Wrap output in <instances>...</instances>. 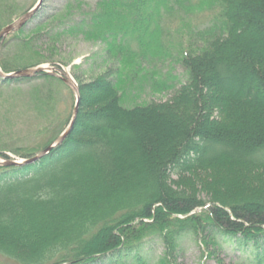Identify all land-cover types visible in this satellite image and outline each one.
I'll return each mask as SVG.
<instances>
[{"label": "trees", "instance_id": "trees-1", "mask_svg": "<svg viewBox=\"0 0 264 264\" xmlns=\"http://www.w3.org/2000/svg\"><path fill=\"white\" fill-rule=\"evenodd\" d=\"M93 5L80 9L78 33L102 41L125 67L176 63L185 79L178 87L176 76L157 79V91L173 89L171 97L133 107L121 105L116 80L99 75L79 84L80 108L65 142L33 164L0 166V252L23 264L92 263L106 254L125 264L124 256L160 232L167 251L159 264H173L176 236L193 233L200 242L208 231L253 253L238 264H264V178L254 175H264V0ZM17 8L0 0V29ZM176 36L184 39L174 43ZM18 62L0 54L3 72L26 68ZM50 79L57 80L46 72L0 78V158H10L5 151L31 157L64 129L55 124L52 89L43 86ZM24 116L32 119L25 144H9L18 133L11 125ZM78 237L83 247L61 255L60 245ZM143 259L131 264H148Z\"/></svg>", "mask_w": 264, "mask_h": 264}, {"label": "rangeland", "instance_id": "rangeland-1", "mask_svg": "<svg viewBox=\"0 0 264 264\" xmlns=\"http://www.w3.org/2000/svg\"><path fill=\"white\" fill-rule=\"evenodd\" d=\"M95 1L96 0H12V3L18 6L15 16L12 17V21L26 11H34L32 16L23 23L21 28L10 32L4 38L0 39V54L6 56L8 60L18 57L19 62L17 65L20 67L30 66V63L40 60L41 62L38 65L53 67V69H46V71L43 72L48 73L49 71H53V73H57L58 75L67 74L76 82L77 86L79 84L88 83L99 75L105 76L110 80H116L120 95V103L125 107H133L134 105L143 104L150 100H168L173 93V89L163 88L161 91H157L159 89L155 88V81L158 79L162 82L167 81L171 83V77L176 76L178 81H174L172 85L178 87L185 79V72L181 65L172 63L166 66L164 63L165 65L162 66L161 62L150 64L149 59L143 66H139L138 69L131 68L133 66L131 64L125 67L123 62L120 63L112 57V51H109L102 41L78 33L80 31L73 27V24L81 26L77 20L80 9L87 10L92 8ZM194 23L201 27L204 25V20L200 19L199 16ZM20 30H23L22 33H20ZM15 37L18 38V40H24L27 42V45H21L22 41H17V43L9 45V41ZM174 38L175 37H173V39ZM180 39L184 38L176 36L174 43L178 42ZM193 41L196 40L194 39ZM16 45L20 46L17 48ZM54 77L57 78V80H45L43 86L44 89L51 88L54 94V98L50 102V105L55 107L53 114H55L57 118L55 122L57 128L64 126L65 129L72 120L73 108L76 104L77 97L59 77ZM39 83H42V80L28 83V85H24L23 88L25 92H27L30 91L35 84L39 85ZM87 97L91 98L92 96L88 95ZM79 108L80 105L78 103L77 112L73 119V127ZM5 117L8 118V116ZM31 121L32 119H30V117L24 116L21 125H11V127L17 128L18 133L13 135V139L9 144H14V146L25 144L24 131L31 126L29 125ZM1 128L3 127L0 126V129ZM65 139L62 140L60 144L64 143ZM64 150H66V148ZM5 152L9 154L13 160L18 159L20 161V159H22L11 152ZM1 160L2 158H0V161ZM23 166L26 165L17 167ZM254 175L256 178H264V175L260 172ZM171 178L176 180L177 176L172 174ZM194 187L198 189V197L205 201L207 205L209 196L204 190L200 189L199 185L196 186V182ZM102 207H106V205ZM114 217L115 215L113 218ZM143 221L150 222V220ZM89 225H91V223H89ZM99 225L93 227V231ZM119 227L117 229L118 231H120ZM93 231L91 230L90 233L88 231L87 235L91 241L95 239L93 235H91ZM170 231L171 228H168L163 233L168 234ZM156 233L160 236L156 234L146 236L140 245L137 246L136 250L130 253L133 257L130 255L129 257L124 256L121 262L131 264L134 262L133 258H135V261H143V258H145L148 264H159L161 256L167 250L165 248V237L160 232ZM205 233L206 234L201 235L200 242L195 239L193 233H181L179 236H176L174 242L170 240L175 247L172 252L173 256L171 254L168 259L173 264H238L247 261L248 257L253 256V253H250L249 249L248 251H244L235 246L237 242L235 238H230L231 241L229 239L223 240L221 237H216L208 231H205ZM76 236L77 234L74 233L73 237ZM82 238L83 237H78L66 246L60 245V249H62L61 255L72 256L79 251V248H82L84 244ZM263 242L264 239L258 244ZM73 249L76 251H73ZM131 251L132 250L129 252ZM80 257L82 256L79 255V258ZM95 258L96 260L92 263H87L89 262L88 260H81L71 263L67 262L65 264H108L113 261L112 264H120L119 258H112V256L110 257V255L107 254ZM0 264L23 263L15 261L0 252Z\"/></svg>", "mask_w": 264, "mask_h": 264}, {"label": "water", "instance_id": "water-1", "mask_svg": "<svg viewBox=\"0 0 264 264\" xmlns=\"http://www.w3.org/2000/svg\"><path fill=\"white\" fill-rule=\"evenodd\" d=\"M34 10H29L21 14L17 19L13 20L11 23L5 25L0 29V39L4 38L7 34L10 32L16 31L21 26L23 23L32 16ZM46 69H53V67H48L46 65H36V66H31V67H26L23 69H19L13 72H3L0 69V78L2 79H14V78H31L40 72L46 71ZM49 74L52 76L59 77L71 90L72 92L76 95L77 101L76 104L73 108V113H72V120L69 122L67 127L44 149L40 150L37 154H35L32 157L29 158H22L20 161L18 160H13L12 158H6L2 159L0 161L1 166H22V165H28V164H33L37 162L39 159L47 155L53 148H55L62 140H64L72 130V125H73V119L75 118V114L77 112V106L79 103V88L76 84V82L67 74L64 75H58L57 73H53V71H49Z\"/></svg>", "mask_w": 264, "mask_h": 264}]
</instances>
